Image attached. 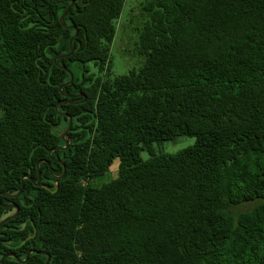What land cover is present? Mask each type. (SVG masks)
I'll return each mask as SVG.
<instances>
[{
  "label": "trees",
  "instance_id": "1",
  "mask_svg": "<svg viewBox=\"0 0 264 264\" xmlns=\"http://www.w3.org/2000/svg\"><path fill=\"white\" fill-rule=\"evenodd\" d=\"M0 0V258L49 264H264V0H143L141 63L113 69L126 0ZM135 50V49H134ZM92 64V66H89ZM95 67V70H94ZM73 117L67 149L56 110ZM82 98V97H80ZM58 127L54 129L53 127ZM189 135L175 153L154 143ZM149 153L148 158L143 152ZM119 158L117 176L91 181ZM254 202L249 209L240 206ZM15 211L0 205V220ZM32 253L0 264H44Z\"/></svg>",
  "mask_w": 264,
  "mask_h": 264
},
{
  "label": "rangeland",
  "instance_id": "2",
  "mask_svg": "<svg viewBox=\"0 0 264 264\" xmlns=\"http://www.w3.org/2000/svg\"><path fill=\"white\" fill-rule=\"evenodd\" d=\"M142 1L126 0L122 17L117 22V34L112 47L113 69L117 73H127L130 69L138 66L143 60V57L136 52V44L138 41L136 27L140 25L142 19ZM89 66H92V64H89ZM195 141V137L183 135L174 141L154 143L153 150L156 153H175L192 145ZM149 156L148 152H143L144 158H148ZM119 161V158H116L110 169L103 175L95 177L91 181V184L93 186H101L114 179L118 174ZM253 206L254 202H250L240 206L239 209H249Z\"/></svg>",
  "mask_w": 264,
  "mask_h": 264
},
{
  "label": "water",
  "instance_id": "3",
  "mask_svg": "<svg viewBox=\"0 0 264 264\" xmlns=\"http://www.w3.org/2000/svg\"><path fill=\"white\" fill-rule=\"evenodd\" d=\"M65 1H69V5L67 6V8L65 9V11L62 13L60 19H61V22L63 23V25L67 28H73L75 29V33L71 36L70 38V46H71V50L70 52H65V53H61V54H58L55 56L54 60L55 62L62 68H64L69 74H70V79L66 82H64L63 84H61L60 88L61 90L63 89V86L64 84H69L71 82L74 81V78H75V75L73 73V71L66 65L62 64V63H59L58 60L62 57H68L70 56L73 52H74V45H73V41L74 39L77 37L78 33H79V30H78V27L74 24H67L65 22V17L67 15V13L70 11V9L75 5L76 1L77 0H56L54 2H65ZM63 95L64 96H67L68 99H63V100H60L57 102L56 104V110L58 111L59 114H63V115H66L69 119V123H68V126L64 129H62L60 131V136L61 138L63 139L64 141V145H59V146H56L54 148H52L50 150V158L52 160H58L57 158H55L52 154V152L56 149H67L70 144H71V136L68 135V132L70 131L71 127H72V123H73V117L72 115H70L69 113L67 112H64V111H61L59 109L60 105L63 104V103H82L84 102L86 99H87V95L85 93H68V92H65V91H62ZM77 97H82L81 99H77ZM58 126L55 125L53 128L56 129ZM58 161H61V160H58ZM42 162H47L49 165H51V162L49 159L47 158H43L41 160L38 161V172H37V177L35 178L34 176L32 175H29V174H24L21 178V187L19 189V191L17 192H14V193H8V192H4V191H0V195H4V196H9V197H18L20 196L23 191H24V187H25V179L28 178L30 179L36 186H41V187H46L48 188L49 186L43 182L42 180V177H41V168H40V165ZM63 163V171L61 174H56L54 175V177L57 179L56 180V185L57 187L59 186V179L63 178L64 175L66 174V165L63 161H61ZM0 205L2 206H8V207H11V208H14L15 211L11 214H9L7 217H5L4 219L0 220V225L2 224H5L6 222H8L10 219L12 218H15L18 214H19V211H20V206L16 203H3L1 202L0 200ZM1 247V245H0ZM32 253H37V254H44L47 256V259L45 261L44 264H49L50 261H51V254L45 250H39V249H35V248H31L27 251L26 255H25V258H21L19 257L16 253L14 252H8L6 254H4L1 258H0V262H2L5 258H8V257H15L18 261L20 262H26L30 255Z\"/></svg>",
  "mask_w": 264,
  "mask_h": 264
},
{
  "label": "flooded vegetation",
  "instance_id": "4",
  "mask_svg": "<svg viewBox=\"0 0 264 264\" xmlns=\"http://www.w3.org/2000/svg\"><path fill=\"white\" fill-rule=\"evenodd\" d=\"M77 93H80V92H77ZM77 99H81V98H80V97H77ZM86 100H87V99H86ZM58 160H59V159H58ZM58 160H57V161H58ZM55 175H56V174H55Z\"/></svg>",
  "mask_w": 264,
  "mask_h": 264
}]
</instances>
